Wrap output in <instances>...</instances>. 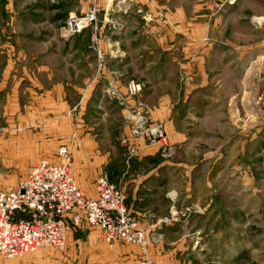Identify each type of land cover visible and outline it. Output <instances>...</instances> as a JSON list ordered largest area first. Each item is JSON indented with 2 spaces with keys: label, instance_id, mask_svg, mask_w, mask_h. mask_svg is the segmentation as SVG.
<instances>
[{
  "label": "rangeland",
  "instance_id": "obj_1",
  "mask_svg": "<svg viewBox=\"0 0 264 264\" xmlns=\"http://www.w3.org/2000/svg\"><path fill=\"white\" fill-rule=\"evenodd\" d=\"M127 2L0 0V192L16 189L30 172L23 166L34 157L56 161L58 149L66 146L85 197L95 192L88 172L97 155L108 159L103 166L108 174L101 175L123 193L116 177L127 161L117 138L126 120L106 91L117 85L129 104L142 102L143 113L158 123L147 111L144 81L156 67L167 74L174 64H197V73L183 69L177 94L184 99L183 114L200 119L190 121L178 142L160 122L168 150L150 148L128 162H166L136 174L144 180L158 171L153 182L168 185L161 193L125 196L127 211L145 231L146 255L157 264H163L162 255L190 264H264V0H171L172 9L188 18L171 24L177 31H170L164 9L154 15L138 8L122 25L114 16L122 10L126 15L127 9L116 8ZM91 9L96 10L91 24L72 27ZM142 33L149 38H139ZM114 35H126V41L117 44ZM123 49L129 56L121 57ZM131 82L145 84L138 99L127 94ZM101 99L114 109L108 119L98 110ZM87 128L96 133L89 142L83 140ZM150 204L155 217L142 216L137 208ZM151 219L159 230L144 227ZM130 246L137 248L140 264V246L107 243L101 230L82 222L69 226L65 249L0 257V264H113L114 253Z\"/></svg>",
  "mask_w": 264,
  "mask_h": 264
},
{
  "label": "built area",
  "instance_id": "obj_2",
  "mask_svg": "<svg viewBox=\"0 0 264 264\" xmlns=\"http://www.w3.org/2000/svg\"><path fill=\"white\" fill-rule=\"evenodd\" d=\"M95 13L91 9L83 19L76 20V28L91 24ZM144 89L141 82L126 86L128 96L135 99ZM105 96L118 104L125 117L126 129L121 131L117 144L127 162L150 148H160L164 153L168 150L164 125L154 123L143 113L142 102L129 104L127 95L115 84L110 85ZM58 150L56 161L41 160L18 182L16 189L0 192V257L14 260L38 250H63L69 226L76 228L83 222L101 230L107 243L121 241L140 246L144 254L140 264H157L146 255V233L135 215L127 211L122 191L104 174L94 180L95 195L85 197L70 165L71 150L66 146Z\"/></svg>",
  "mask_w": 264,
  "mask_h": 264
},
{
  "label": "crops",
  "instance_id": "obj_3",
  "mask_svg": "<svg viewBox=\"0 0 264 264\" xmlns=\"http://www.w3.org/2000/svg\"><path fill=\"white\" fill-rule=\"evenodd\" d=\"M128 2L125 3L124 6H117L116 9L122 10V9H127V13L126 15L124 14V10H122V14L118 13L119 15H115L114 19L117 22H122V25H125L126 23H130V18H132V14L133 13H137V9L141 8L142 11H146V12H152L154 15L156 14L155 12L157 10H165V18L167 19V22L171 25V24H176V23H183L188 21L187 15L183 13L182 10H173L172 7V2L171 0H130L131 2H129V0H127ZM121 8V9H120ZM115 10V8H114ZM118 12V11H117ZM140 15V14H139ZM145 15V13H144ZM143 14L140 17V19L142 20V23H147L148 19L145 18ZM153 15V16H154ZM142 17V18H141ZM145 20H144V19ZM175 29L177 31V28L173 25H171V29ZM156 30V29H155ZM155 30H152V33L155 32ZM168 33H171V32ZM166 33V34H168ZM141 35V34H140ZM139 36L140 37H146L149 38V36L145 35L142 33V35ZM150 37H152L151 33H149ZM169 35V34H168ZM167 35V36H168ZM114 37L117 39L115 40V42L118 44L120 41H126V35L123 38H119V36H115ZM134 38V39H132ZM158 38V37H157ZM132 40L130 41H136L137 37H131ZM160 39H164L166 40L167 38H160ZM115 51H117L115 49ZM120 52V51H119ZM121 53V52H120ZM123 54H121V57L124 56H129V52L126 49H123ZM151 63H146L147 67H150ZM186 64V63H185ZM174 72H168L166 73H160V70L156 69L152 71L151 76L147 77V81H144L145 83H147L148 88L145 90L144 92V99H146V108L147 111L149 113V115H151V117L153 118L154 121H160L165 123L166 125V130L168 135L171 136V139L173 140V142H178V141H184L183 140V135H182V131L186 129V126L190 123V121H192L194 124H196L198 122L197 119H200L199 116H197V119H194L192 117V119H190V114L189 115H184L183 114V110H184V99L182 98V96L179 94H177V92L180 90V86H181V74L183 69H185L186 71H190L192 74L193 73H197L196 72V68H198L199 71H201V66L196 64V67L193 65V63H188L187 65H178V64H174ZM184 67V68H183ZM127 69V67H126ZM132 72V69H131ZM200 75V73H199ZM202 75V74H201ZM127 76V75H126ZM198 75L196 74V77ZM203 76V75H202ZM125 79V77H124ZM180 93V92H179ZM91 94V91L89 90V93H87L86 96V101L88 102V98ZM104 98V96H103ZM105 99V98H104ZM109 105V104H108ZM108 105L106 103H104V101L101 99L100 103L98 104V110L100 111V115L104 118V119H108L110 116L113 115V111L114 109L111 107H108ZM112 113V114H111ZM111 114V115H110ZM183 115V116H182ZM194 116V115H193ZM88 130H86V134H84L83 136V140H86L87 142H89L90 140H92L91 138L94 137V135L96 134L94 131L90 130L89 128H87ZM181 131H180V130ZM94 132V133H92ZM106 132V131H105ZM181 135H182V139H181ZM181 139V140H180ZM98 153V152H97ZM151 154V152L149 153ZM48 159V158H47ZM44 160V159H43ZM35 161H37V159L34 157L31 162L29 164H26L25 166H23L24 170L23 172H26L27 170L30 171V169L32 168L33 165H35L36 163L40 162L37 161L35 163ZM108 159L106 156H101V155H97L95 156V158L93 159V162L95 164V167L93 169H91L88 174L90 175L89 179L91 178V182H93L96 178V176L101 175L102 173H107L108 172L105 170V168H103L104 164L108 163L107 162ZM106 162V163H105ZM145 163V162H144ZM143 165L137 164L135 162H131V163H122V165L119 166L118 168V173H117V177L116 180L119 184H121V186L123 187V193L124 196H126L127 199L129 198H133L138 196L137 194L139 192H144V191H149V193H151L150 191H156L158 190L159 193H161V191L163 190L162 188L166 187L168 184L165 182V180H161L160 182H158L156 180V182L154 183L153 181H155L154 178V173H155V177H158L157 172L152 171L153 173L151 176V179L149 178H145L143 177L144 180H141V178L137 177L138 174H136V171H139L140 168H148L151 167V169H159V168H163L165 164H167L166 162H161L160 160L157 163H152V162H148L145 163ZM30 167V168H29ZM29 168V169H27ZM29 173V172H27ZM26 173V175H23V177L27 176L28 174ZM136 174V177H135ZM22 178V177H21ZM84 178V174H81L80 177H78V181H79V185L81 184L80 179ZM90 182V183H91ZM95 182V181H94ZM83 183H85L83 181ZM83 186L88 187V183L86 181V184H83ZM95 195V192H93L92 197ZM146 195H141L140 198H144ZM131 205V202L129 203ZM153 204L150 205H144L143 208H137L138 211H142L141 215L152 218L155 217V215H153V211L151 209ZM132 207V205L130 206ZM144 227H146V229H148V231H152L155 229H160V225H158L157 223H155L154 220H150V221H145L144 223ZM157 230V231H158ZM127 249L129 251H127ZM126 251L127 252H116L114 253L113 258L115 257V260L113 262V264H138V260H139V252L137 250L136 247L134 246H130L127 247ZM162 254V253H161ZM162 262L163 264H190V263H186L185 261L182 263L181 260L175 261L174 258H170L168 256H161Z\"/></svg>",
  "mask_w": 264,
  "mask_h": 264
},
{
  "label": "bare ground",
  "instance_id": "obj_4",
  "mask_svg": "<svg viewBox=\"0 0 264 264\" xmlns=\"http://www.w3.org/2000/svg\"><path fill=\"white\" fill-rule=\"evenodd\" d=\"M72 27H74V28H75V27H76V25H73ZM263 63H264V61H263ZM254 67H255V66L253 65V66H252V68H254ZM252 68H251V69H252Z\"/></svg>",
  "mask_w": 264,
  "mask_h": 264
}]
</instances>
